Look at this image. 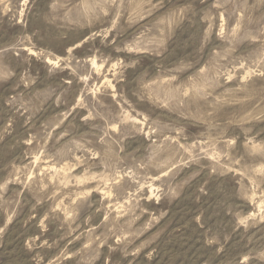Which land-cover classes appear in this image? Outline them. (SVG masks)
Segmentation results:
<instances>
[{"label":"rangeland","instance_id":"374dc122","mask_svg":"<svg viewBox=\"0 0 264 264\" xmlns=\"http://www.w3.org/2000/svg\"><path fill=\"white\" fill-rule=\"evenodd\" d=\"M0 264H264V0H0Z\"/></svg>","mask_w":264,"mask_h":264}]
</instances>
